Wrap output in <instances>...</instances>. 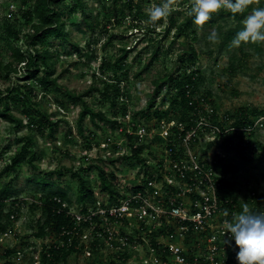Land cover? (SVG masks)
I'll return each mask as SVG.
<instances>
[{
	"label": "rangeland",
	"instance_id": "374dc122",
	"mask_svg": "<svg viewBox=\"0 0 264 264\" xmlns=\"http://www.w3.org/2000/svg\"><path fill=\"white\" fill-rule=\"evenodd\" d=\"M33 1L0 0V59H2L4 64L7 62L12 63L6 41L2 39L4 23L8 21L16 29L20 39L15 43V47L25 51V34L31 32V23H26L23 19H19L18 13L23 7L26 9L30 6ZM122 1L127 0H86L91 19L97 20L98 27L94 32L87 31L84 26H80V29L75 26L74 23H79L81 19L80 14H75L66 20V30L71 37V41L80 48L81 57H78L73 52H68L64 46L55 47L56 64L54 65L52 78L59 77L57 84L64 86L76 95L90 91L93 87L101 89V80L110 79L109 76L113 73V68L109 64L112 65V62L120 53L119 50L122 48L130 49L126 59V66L118 73V80L121 81L120 92L121 94L123 93V97L121 96L122 98L118 99L117 108L111 110L109 104L95 92L85 98L87 104L93 110H102L109 118L116 119L122 126L123 132H120L112 125H104L102 123H100L101 127L97 130L91 124L89 118L86 117L83 121L84 134L88 137L93 132L95 135L94 138L88 139L92 143V149L87 150L85 148L86 140L78 134L76 128V122L82 109L80 103L69 102L61 93L46 92V94H43L36 84L29 82L34 87L32 100L36 105L35 107L46 111L47 114L52 115L53 119H63L67 123L62 122L58 125L55 141L45 138V132L42 134L34 133L37 142V146L32 149V151L37 153V161L35 162L37 168L35 170L28 165H23L16 172L6 174L2 172L3 169L9 163L10 157L18 152L21 147L20 144H17L16 138L27 136L30 131L29 128H24L16 132L13 125L0 120V191L3 186L9 185L6 188L7 198L5 199L3 213L5 215V213L12 210L10 215L14 214L16 216L14 220H11L12 222L6 221L5 217H3V221L7 224V234L0 241V264H5L8 261L11 264H29L32 256L31 252L39 249L42 243L49 245L53 241L56 242L58 240V236L49 229L46 230L45 238L35 237L38 230L37 223L43 219L41 209L37 203L40 202L39 197L42 196L43 192L50 188H62L68 192V196L72 200L71 209L77 211L80 206L75 204L74 201L78 185L77 181L71 177L72 173H80V169L88 167L90 163L99 165L107 173L116 175L117 189L119 193L123 194L129 193L138 182L137 179L139 180L137 166L131 163L132 161L119 160L114 165L109 162V158L117 157L118 153L123 154L127 148L125 145L117 148L116 145L117 143L119 145L122 135L125 134L126 125H128L124 123L123 116H120L118 111L122 107L121 105H125L127 108L126 113L128 114L125 115L142 110L150 96L152 82L162 78L175 67L176 56L182 49H186L187 43L183 37L175 40L173 32L170 33L165 41L160 40L164 33L163 24L158 25L154 33L145 34L144 28L151 25L147 23L146 10L153 4H160L162 0H134V3L139 8L137 16L141 19V28H138V30L131 28V25H133L131 18H124L119 24H114L115 22L112 20V22L107 24L106 30L103 31L104 28L102 26L107 23L106 15L111 17L114 8L121 9ZM71 3L68 0L59 4L57 8L66 10ZM259 7H264L260 0ZM180 12H185L182 6H179L172 14L176 15ZM181 13L178 15L180 20L185 15ZM231 25L232 23H228L224 24L223 27L226 28ZM212 31L216 32L215 27L205 31L199 27L196 37L190 36L187 41L197 51L198 62L196 63V68L200 73V87L197 92V99L200 101L202 96H208V101L206 102L214 107L219 115L220 123L224 121V118L226 119L227 115L229 116L230 113L237 109L264 110V46L261 53L253 50L249 51L247 56L242 58L243 60L239 63L240 66L235 64V67H238L237 71L231 72L229 70L230 52L227 49H224L221 53L218 52L222 36L218 37L216 43H212L208 40V36ZM107 34L115 36L110 43L107 42ZM157 41H161L163 48L170 47L171 51L168 55H161L159 61L154 62L148 70L136 78L135 75L143 67L144 59L149 57V52L154 48ZM103 60L108 61L106 62L108 66L103 63ZM12 64L13 67H16V72L11 75L9 80L0 79V92L4 94L0 96V109L5 104L3 96L6 95L7 90L24 83L21 78L26 71L22 64L17 66L14 62ZM102 70H105V73ZM125 71L128 72L127 80L123 78ZM40 77H42V74H39L38 79ZM15 93L13 90L12 95ZM175 93L171 92L166 97H172ZM163 95H165L164 92L160 94V97L155 102L156 109L159 113H163L160 118L151 117L146 122L138 116L135 118L140 123L148 125L151 131H155L158 122L162 120L171 118L188 120V113H185V110L180 106L172 108L168 102L164 103L162 101ZM57 101L64 103V107L61 110L56 104ZM8 102L13 114L25 120L22 115V103H14L10 99ZM233 121V118H228V123H226L230 124ZM226 123L225 125H227ZM68 129H71L72 140L65 141ZM254 135L256 139L251 142L252 144L255 143V146L250 145V149L245 153L244 157L238 155L235 145L229 147L223 144L221 139H214L215 141L207 146L200 142L194 147V150L200 153L201 157L218 161L216 165V167H219L216 170L217 174L220 178L224 177L230 185L228 189L230 197L235 199L238 206L235 214L241 213L245 204H247L248 208L251 206L247 199L252 196V193L264 194V160L256 156V153H264V128L256 131ZM108 139H111L112 142H108ZM256 142L262 144L261 149L256 147ZM164 145L161 140L153 137L148 146L153 158L160 156ZM217 153L223 154L225 158L220 159ZM228 165L234 168L225 173L223 167ZM56 171H59L62 175L59 176ZM32 175L37 177L34 181L28 183L27 179L31 178ZM82 175L92 184L91 187L96 198L101 197L95 169L92 168L87 175L85 173H82ZM45 182L48 186L43 189L42 184ZM188 241L186 243L191 244L190 239ZM34 246L35 250H31L30 247ZM223 246L225 248H222ZM7 250L13 252L24 250V252L21 251L22 258L17 260L14 259L15 254L8 257L5 254ZM238 251L235 241L228 244L223 243L218 259L221 263L229 264L226 260L232 261L231 259L236 256ZM128 257V263H140L142 253H130ZM109 260H114L112 254L105 250H98L90 257L84 256L82 253H72L68 256L66 264H105Z\"/></svg>",
	"mask_w": 264,
	"mask_h": 264
},
{
	"label": "trees",
	"instance_id": "16d2710c",
	"mask_svg": "<svg viewBox=\"0 0 264 264\" xmlns=\"http://www.w3.org/2000/svg\"><path fill=\"white\" fill-rule=\"evenodd\" d=\"M66 1L68 0H34L33 3L30 4V6H28L26 9L23 7V9L19 11V19H23L26 23H31V32H27L25 34V51L15 47V43L20 39V35L16 29L10 25L8 21L4 23V34L2 39L6 41L7 48L9 49V57L11 58L12 63L14 62L16 66L22 64L26 72L21 78L24 83L22 85H17L14 88L8 89L6 95L3 96L5 104L3 108L0 109V120H4L10 125H13L16 132L24 128H29L30 133L27 136L16 138L17 144H20L21 146L20 150L10 157L9 163L2 171L3 173H14L19 167L23 165H28L35 170L37 168L35 166V162L37 161V153L36 151H32V149L37 146V142L34 133L36 132L42 134L45 132V138L47 137L55 141L57 138L56 132L58 125L62 122L67 123L63 119L58 118L55 120L53 119L52 115L47 114L46 111L35 107L36 105L32 100L34 95V87L33 85H30L29 82H33L34 85L36 84L42 90L43 94H46V92L61 93L69 102L80 103L82 109L76 122V128L78 134L84 140H86L85 148H87V150L92 149V143L88 141V139L94 138L95 135L93 132H91L88 137L85 136L83 130V121L86 117L89 118L91 124L97 130L101 127L100 123L104 125H112L115 128L120 126L116 119L109 118L104 111L93 110L87 104L85 98L95 92L100 95L102 100L109 104L111 110H115L117 108L118 99L123 97V93L121 94L120 92L121 81L118 80V73L126 66V59L130 53V49L126 50L122 48L119 50L120 53L118 54L117 58L114 59L112 65L109 64V66L113 68V73L109 76L110 79H105L103 81L101 80V89L93 87L90 91L76 95L74 92L67 90L64 86H59L57 84L59 77L52 78L54 73V65L56 64V53L54 51L55 47L59 48L64 46L68 52H73L77 54L78 57H81L80 48L76 43L71 41V37L66 30V20L75 14H80L81 19L79 20V23H74L77 28L84 26L87 31L94 32L98 27L97 20L95 21L94 19H91V15L88 13L86 0H70L72 3L66 10L57 8L59 4ZM260 1L262 4H264V0ZM189 4L190 0H179V6H182L185 11L182 12L185 15H183L184 17L181 20L178 19V15L181 13L180 12L176 15L171 14L167 18L166 22L161 21L159 23V25L163 24L164 28V33L160 40L165 41L169 37L170 33L173 32V38L175 40L181 37L186 39L187 47L186 49H182L176 56L175 67L167 72L162 78L152 82L150 96L145 107L136 113H131L132 121H135L137 116L142 118V120L145 122L151 117L160 118L163 113H159V111L156 109L157 106L155 102L163 92L165 94L163 95L164 97H162V101L164 103L168 102L172 108L179 106L182 107L185 110V113H188V116L193 112L192 110L195 106L200 107V104H206V101H208V96H202L200 101L197 99V92L200 87V73L196 68V63L198 62L197 51L195 47L192 44H189L187 41L190 36H193V38L196 37L197 29L199 27L193 23L194 17L187 15V6ZM251 9L252 8L250 7L244 13L237 14L235 17H233L229 11L221 10L214 14L209 22L203 26H200L201 29H204V31L215 27L218 37L222 36V40L219 43L218 52L221 53L224 49H227V51L230 52L229 70L231 72L237 71L238 67H235V64L239 65V63L243 60L242 58L246 57L249 51L253 50L254 52L261 53L263 50L264 42L255 44H242L239 48L230 46L233 38L240 30H242V21L248 14H250ZM138 12L139 8L138 5L134 3V0L124 1L121 4V9L114 8L111 17L106 15L107 23L102 26V28H104L103 31L106 30L107 24L112 22V20L115 22L114 24H119L124 18H131V21L133 22L131 28L138 30V28H141V19L139 16H137ZM228 23H232V25L224 28L223 25ZM157 26H153L152 24L146 26L144 28L145 34L147 35L154 33ZM114 38V35L107 34L108 43L114 40ZM170 49V47L163 48L161 41H157V43L154 45V48L149 52V57L144 59L143 67L140 72L135 75L136 78L148 70L154 62L159 61L161 55H168L171 51ZM106 62L108 61L103 60V63L108 66V63ZM12 63L7 62L4 64L2 59H0V79L9 80L11 75L16 72V67H13ZM102 71L105 73V70ZM39 74H42V77L38 79ZM123 74V78L127 80L126 76L128 72L125 71ZM13 90L16 92L14 95H12ZM171 92L176 93L172 97H166ZM1 95L4 94L0 92V96ZM9 99L14 103H22V115L24 116L25 120H22L13 114L9 107ZM192 100L194 101V107L189 106V102ZM56 104L60 110L64 107V103L61 101H57ZM121 106L122 107L118 112L120 116H124L127 112V108L125 105ZM260 116H264V110L257 111L256 109H237L230 113L229 116L227 115L226 118H233V125L242 126L250 124L253 119ZM181 120L183 122H187L183 119ZM223 123L224 122H219V125H225V123ZM71 134V129H68L67 137H65L64 140H72ZM234 138L232 139V137H229L223 139V144L229 147L235 145L238 155L244 157L245 153H247V151L250 149L249 147L251 143L242 142L241 135L238 136L239 139L237 142L234 141ZM253 139H256V136L252 134L251 141H254ZM256 147L261 149L262 144L256 142ZM144 148V146H137L131 149V155H117L115 158H109V162H111L112 165H114L115 162L119 160H135L137 163L144 162V160L141 159V154L143 153ZM150 154L152 155L151 152ZM256 156L264 160L263 152L258 154L256 153ZM99 160L101 161V159ZM92 168L95 169L97 173L99 192L107 193L110 198H117V196H119L116 175L114 173H107L101 166L90 163L88 167L80 169V173L74 172L71 174V177L77 181L78 185L74 202L75 204L82 207L86 206L87 204H93L97 199L91 187L92 184L82 175V173L87 175V173ZM217 168L219 167L215 166V170H217ZM233 168L234 167L231 165L223 167L225 173L229 170H233ZM220 169L222 168L220 167ZM56 173H58L59 176L62 175V173L59 171H56ZM36 177V175H32L31 178L27 179V182L29 183L34 181ZM217 179L219 183L218 197L221 208L220 210H222L221 213L224 216V218H219V221H231L233 216L236 215L235 213H237L238 206L235 199L230 197L228 190L230 185L228 182H226L224 177H218ZM49 185L52 186L51 184ZM45 186H48L46 182L42 184L43 189ZM7 187H9L8 184L3 186L0 191V233L7 231V224L3 221V217H5L6 221L9 220L10 212H12L11 210L10 212L5 213V215L3 213L5 199L7 198ZM137 190H139V187H134L132 191L136 192ZM55 197L69 205L72 203V200L68 196V192L65 189L50 188L49 190L43 192L42 196L39 197L41 204L38 205L41 209L43 219L37 223L38 230L35 234V237L37 238H45L47 229L51 230L52 233L57 235L61 232L62 228H71L73 225L71 218L67 216L64 211H60V204L54 201ZM247 202L251 204L249 209L253 212H263L264 194H256L254 192L252 193V196L248 197ZM225 211L228 212L227 216L224 215ZM9 222L12 221L9 220ZM15 253L16 252L10 250L5 252L8 257L14 255ZM72 253L81 254V252L76 251L74 247H70L68 249H55L53 247L46 249V247H44V250H42L40 253V264H66L68 256H70ZM123 256L125 260L128 259L126 254H123ZM231 260L232 261L227 259L226 261L229 264H238L236 256H234ZM5 264H11V262L8 261ZM29 264H32V258L30 259ZM105 264H117V262L114 258V260H109Z\"/></svg>",
	"mask_w": 264,
	"mask_h": 264
},
{
	"label": "built area",
	"instance_id": "2783aa9c",
	"mask_svg": "<svg viewBox=\"0 0 264 264\" xmlns=\"http://www.w3.org/2000/svg\"><path fill=\"white\" fill-rule=\"evenodd\" d=\"M200 105L194 107V101H190L189 106L194 108L187 122L162 120L155 131L139 120L132 121L130 113L124 115L128 125L116 145L127 148L117 155H131L132 148L145 147L141 154L144 162L126 160L137 166L139 180L133 188L139 190L134 192L132 188L129 193H119L117 198L101 193L93 204L80 206L77 211L55 197L60 211L71 218L73 225L62 228L56 242L42 243L31 252L32 264H40L44 247H74L87 257L105 250L120 264H135L128 263L130 253H142L141 262L136 264H224L218 259L221 245L224 240L234 239L230 233L224 236L223 222L219 221L224 216L218 197L217 160L201 157L194 147L200 142L207 146L229 137H235L237 142L239 135L242 142L253 146L252 134L264 128V117L242 126L227 124L228 119L224 118L227 125L220 126L214 107L208 103ZM117 130L123 132L122 126ZM153 137L165 144L158 158H153L147 147ZM15 217L11 214L9 220ZM6 234L7 231L0 233V241ZM189 239L191 244L186 243ZM30 248L35 250V246ZM21 251L24 252L17 250L14 259L22 258Z\"/></svg>",
	"mask_w": 264,
	"mask_h": 264
},
{
	"label": "clouds",
	"instance_id": "9594fccd",
	"mask_svg": "<svg viewBox=\"0 0 264 264\" xmlns=\"http://www.w3.org/2000/svg\"><path fill=\"white\" fill-rule=\"evenodd\" d=\"M178 7L179 0H162L158 5H151L146 10L147 23L157 26L161 21L166 22ZM250 7L252 11L243 19L242 30L231 41V47L239 48L242 44L264 42V7H259V0H190L187 15L194 17L193 23L200 27L221 10H227L235 17ZM208 40L216 43L218 33L212 31ZM222 227L224 236L230 233L239 249L236 254L238 264H264V212L255 213L245 204L243 211L234 215L231 221L225 220ZM228 243L230 241L224 240V244Z\"/></svg>",
	"mask_w": 264,
	"mask_h": 264
}]
</instances>
